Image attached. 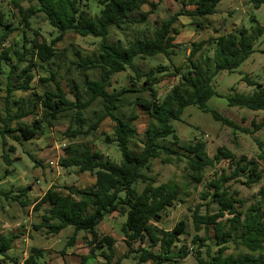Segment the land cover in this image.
<instances>
[{
    "label": "trees",
    "instance_id": "1",
    "mask_svg": "<svg viewBox=\"0 0 264 264\" xmlns=\"http://www.w3.org/2000/svg\"><path fill=\"white\" fill-rule=\"evenodd\" d=\"M36 1L37 7H21L16 0H11L13 6L21 14L23 27L21 28L20 44L10 43L4 46L10 34L17 29L12 20H6L0 12V73L2 65L14 56L17 62L25 61L28 65L23 69L26 75L22 83L13 80V64L9 71L4 97V117L0 118V135L2 145L6 144V136L12 132H19L23 140H30L44 128L55 125L66 112H71L70 123L64 132L68 139L79 135L89 136L96 132L106 118L113 123L111 135H105L106 143L115 142L121 154V160L112 162L107 156L92 150L85 142H77L63 147L64 155L58 163L64 167H75L79 172H87L94 177V182L88 187L64 186L49 187L37 200L36 208L43 203L48 204L41 215L40 225L46 228L48 234H57L70 226L73 228L67 243L71 245L78 232L90 234L89 256H95L97 249L104 261L100 264H120L121 257L116 256L114 250L115 239L109 235H101L98 225L113 213L125 214L126 219L120 227L127 250L123 257L133 253L134 264H178L186 258L190 251L180 241V236L186 233L187 223L178 220L172 228L164 229L159 224L168 209L176 203H183V187L175 181L157 182L152 174V162L160 159L162 163L170 162L174 156L177 160L185 158L187 167L192 172L190 178L194 183H200L202 172L206 166L213 165L220 159H228L231 153L218 147L217 152L210 157L206 152V144L202 140L180 145L179 137L172 121H182V113L186 106L195 105L203 112H209L215 121L222 125L237 128L228 117L207 106V100L213 96H223L215 91L212 85L213 77L219 72H233L253 52L254 42L262 34L260 25L247 29L233 28L224 34L211 37L213 46V61L211 55L201 51L204 41L192 43L186 56L187 64L168 66L159 65L158 73L169 71L173 76L179 75L178 83L163 97H159L155 85L160 82L152 70H138L133 62L134 57L141 59L162 54L169 60L175 55L178 45L173 43L178 34L173 23L179 15L194 18L198 27L209 24L208 17L217 12L216 6L220 0H181V9L170 17L163 19L154 27L150 35L125 36L124 39L114 37L110 40L109 27L125 31L135 24H145L148 16L153 12L155 4L147 11L141 9L147 0H98L101 8L98 14H90L87 0H30ZM83 1V4H81ZM253 7L258 8L264 0H251ZM186 6H192L186 9ZM36 12H42L48 23L58 34L47 43L39 42L37 38L30 41L29 47L24 44L26 28L31 24V17ZM67 32L80 36H94L101 38L96 53L91 57L81 58L77 65L83 73V85L88 98L81 101L78 95L71 100L65 94L61 82L56 77L55 70L49 71V77L43 80L51 81L52 90H47L36 99H12L15 90L27 91L31 89L33 78L31 67L48 65L57 56L55 44L61 41ZM124 33V32H123ZM137 33V32H136ZM264 53V50H261ZM130 69V84L119 89L109 90L110 77L120 71ZM98 69L99 75L95 79L89 78L86 71ZM20 75H17L19 78ZM134 81H131V80ZM241 80L248 86H255L251 94L235 92L226 96L228 106L245 107L250 110L264 109V84L258 83L247 75ZM138 83L142 86L137 87ZM74 84V83H73ZM74 88L78 86L74 84ZM74 92V91H73ZM149 92L148 96L142 95ZM134 93L128 114L120 112L124 106L125 97ZM36 93H34L35 95ZM100 101V110L93 111L92 117L85 115V110L95 101ZM11 105L16 107L11 113ZM34 115L30 124L22 118ZM139 114L147 117V125L140 133L135 125ZM2 121V122H1ZM15 122V126H12ZM264 125V120L255 124L254 129ZM249 132L248 129H243ZM166 137H169L167 140ZM264 152V151H263ZM165 155V157H162ZM264 158V153L259 155ZM8 162V158H6ZM230 170H221L217 178L207 183L210 193H203L209 197L205 203V212H201V204L191 210V223L194 235L191 244L196 245L194 264H264V188L257 191V201L246 209H238L243 204L236 197L235 191H230L227 182L245 175V184L258 182L261 178L258 161L240 158L234 164L229 161ZM142 184L141 192L136 185ZM28 186L17 190L15 194L5 193L6 197L25 206L29 204L26 197ZM216 206L210 211V205ZM225 215L229 216L221 220ZM36 226V225H34ZM203 231L201 236L198 232ZM213 232L215 249L207 244L209 232ZM15 233L0 232V263L13 260L8 255ZM137 243V248H133ZM146 246H143L144 244ZM242 246L243 253H226L229 247ZM156 247V251L152 248ZM204 248V251L201 249ZM87 257H82L83 264ZM23 264H49L43 260L42 251L31 249Z\"/></svg>",
    "mask_w": 264,
    "mask_h": 264
},
{
    "label": "rangeland",
    "instance_id": "2",
    "mask_svg": "<svg viewBox=\"0 0 264 264\" xmlns=\"http://www.w3.org/2000/svg\"><path fill=\"white\" fill-rule=\"evenodd\" d=\"M23 8L37 7L36 1L30 0H16ZM88 10L90 14H98L101 5L98 0H87ZM155 4L153 12L148 16L145 24H135L130 26L125 31H119L115 27H109L110 40L114 37L124 39V35L129 37L134 34L150 35L154 27L158 26L163 19L170 17L181 9V0H147V3L142 5V10L147 11L152 8L151 4ZM83 4V1L82 3ZM186 9H191L192 6H186ZM217 12L208 17L209 24L203 27H198L192 17L179 15L173 26L177 28L178 34L175 36L173 43L178 45L175 48V55H171V60L162 54H157L151 57L141 59L136 56L133 59L134 64L138 70L142 72L152 70L158 77L160 82L155 85L159 97H163L173 86L179 81V75L173 76L169 71L158 73L156 68L158 66H168L172 71V65L187 64L186 56L191 48L192 43L204 41L201 51L211 55L213 61V46L211 45V37L219 34H224L231 31L233 28L245 27L252 29L260 25L263 28L262 34L254 42V52L233 72H219L212 79V85L216 92L223 96L213 95L207 100V106L211 109L217 110L222 115L231 119L237 128L228 127L215 121L209 112L201 111L195 105H188L184 108L182 113V121H172L176 133L180 140V145L189 142H196L198 139L206 144V152L212 157L218 147H223L231 153L228 159H220V161L213 165L206 166L202 172L203 178L200 183H194L190 178L191 170L187 167L185 158L177 160L172 157L170 162L162 163L160 159H154L152 162V174L155 175L157 182L175 181L183 187V203H176L172 208L168 209L159 224L164 229H170L180 219H184L187 223L186 233L180 236V241L176 244L180 246L185 244L190 254L178 261V264H194L196 245L191 244V238L195 231L191 223V210L197 204H201L200 211L205 212V203L209 197L203 196V193H210L207 183L213 178H217L221 174V170H230L229 161L234 164L240 158L247 160H257L258 169L261 178L258 182L245 184V175L234 178L226 183L230 185V191L236 192V197L243 201L241 207L238 209H246L248 206L257 201V191L260 187L264 188V158H259V155L264 153V125L259 129H254V123L257 124L264 120V109L250 110L245 107L228 106L226 96L232 95L235 92L243 94H251L256 87L248 86L241 80V77L247 75L258 83L264 84V3L258 8L253 7L251 0H220L216 6ZM0 12H2L6 20H12L16 30H14L8 37L4 46H9L14 43L16 46L20 44L21 28L23 21L21 14L13 6L11 0H0ZM31 24L26 28V38L24 44L29 47L31 39L34 37L39 42L45 40L47 43L54 38L58 31L52 27L46 16L42 12H36L30 19ZM124 32V33H123ZM137 32V33H136ZM101 38L94 36H80L78 34L67 32L63 39L55 44L57 56L51 59L44 68L36 65L31 67L33 78L30 82L31 89L27 91L15 90L12 92V99L22 98L25 100H35L36 95H41L47 90H52L54 85L51 81L41 80L49 77V71L55 70L57 79L61 82V86L71 100H74L75 95H78L81 101L88 98L85 93L83 78L84 75L77 65L81 58L92 56L96 53ZM15 64L17 68L13 72V80L15 83H22L26 72L23 69L28 65V62H17L12 56L11 60L2 65V72L0 73V118L4 117V97L6 95L7 77L11 66ZM89 78L95 79L99 75L98 69H90L86 71ZM17 75H20L17 78ZM133 72L130 69L116 72L110 77L109 90L113 88L119 89L127 84H130V76ZM131 81H134L133 79ZM78 86L74 88V84ZM142 84L138 83L137 87ZM74 91V92H73ZM34 93H36L34 95ZM144 96H148L149 92H143ZM134 93L125 97L124 106L120 108V112L128 114L130 111L131 101L134 98ZM11 105V113H14L16 107ZM100 110V101L95 100L88 109L85 110L87 117H92L93 111ZM71 112H66L55 125L44 128L42 133H39L30 140H23L19 132H12L6 136V144L2 145V137L0 135V232L1 233H15L17 236L14 239V244L8 253L16 258L18 263L6 260L0 264H20L23 261L26 250V257L30 254L31 238H34L35 246H48L44 253V259L51 257L54 251L60 252L64 247H67L66 241L71 235V227L68 226L62 231V235L50 239L51 234L46 232V228H39L36 231L34 225H39L41 222V215L43 209H37V199L41 193L52 183L51 186L62 187L64 185H76L77 187H88L92 184L93 176L87 172H79L75 167L64 168L58 160L64 155L63 144H74L77 142L88 143L92 150L98 151L103 156L110 158L112 162L118 163L121 160V154L115 142L106 143L104 141L105 135H111L113 130V123L106 118L102 121L99 128L89 136L79 135L73 139L65 137L64 132L67 129L71 117ZM34 115H27L22 118L23 122L30 124ZM147 116L139 114V118L135 121V125L140 133L143 132L147 125ZM2 122V121H1ZM15 126V122H12ZM243 129H248L249 132H244ZM169 137H166L167 140ZM162 157H165L163 155ZM8 158V162L6 161ZM56 161L57 166L50 167L48 161ZM57 169L59 174H57ZM30 187L28 192L31 198L32 207H23L20 203L6 197L5 193L15 194L17 190ZM142 184L138 183L136 189L138 192L142 190ZM216 206L210 205V211H215ZM229 216L225 215L221 220H225ZM125 214H114L112 217H107L106 222L102 225V231H114L117 237L115 244L116 256L121 257L120 264H134L136 260L133 258V253L128 257H123L127 250L124 245L120 227L125 221ZM26 221L24 226L16 227V223ZM82 233L84 231H81ZM203 236L204 232H198ZM209 239L207 244L212 245L214 250L213 232H209ZM27 238V242L24 240ZM50 239V240H49ZM88 245V243H87ZM145 243L143 246H146ZM133 248H137V243ZM156 251V247L152 248ZM204 251V248L201 249ZM245 248L242 246H230L226 253H243ZM99 258L88 256L83 264H98L97 259L103 261L101 258V250L95 251ZM264 254V245H263ZM1 259V258H0ZM143 264V263H141ZM151 264V263H145Z\"/></svg>",
    "mask_w": 264,
    "mask_h": 264
},
{
    "label": "crops",
    "instance_id": "3",
    "mask_svg": "<svg viewBox=\"0 0 264 264\" xmlns=\"http://www.w3.org/2000/svg\"><path fill=\"white\" fill-rule=\"evenodd\" d=\"M142 9V8H141ZM49 161H52V160H49ZM48 161V162H49ZM57 161V160H56ZM54 162H55V160H54ZM51 168H53V166H50ZM57 174H59V171H58V169H57ZM93 182H94V178H93V181H92V184H93ZM51 185H52V183L44 190V192L49 188V187H51ZM71 185H73V184H71ZM64 186H67V185H64ZM64 186H62V187H59V190L60 191H65L64 190ZM76 186V185H75ZM29 187V186H28ZM77 187V186H76ZM79 188H81V187H79ZM30 189V187L28 188V192L30 191L29 190ZM28 192H26V197L28 198V200H29V204L28 205H25L24 207H32V205L34 204L33 202L31 203V198L30 197H28L29 196V194H28ZM43 192V193H44ZM43 193H41V195L40 196H42L43 195ZM38 200V199H37ZM37 200L35 201V202H37ZM39 208H42L43 209V211H44V209H46V208H48V204L47 203H43ZM39 208H37V209H39ZM114 214H117V213H113L112 215H110V216H108V217H112ZM107 218V217H106ZM106 218L98 225V231L101 233V235H109V236H111V237H113L114 239H115V244L117 243V237L114 235V231L113 232H111V231H109V230H111L110 229V227H109V230H106V231H102V225L104 224V223H107L106 222ZM25 222L26 221H21V222H18V223H16V227H21V226H24L25 225ZM34 227V229L36 230V231H38V230H40L39 228H45L44 226H41L40 224L39 225H36V226H33ZM62 231L63 230H61L59 233H57V234H51V236H54V237H50V239H52V238H56L57 236H61L62 235ZM120 231V230H119ZM72 232H73V228L71 227V234H72ZM121 234V233H120ZM70 236V235H69ZM69 238V237H68ZM68 238H67V240H68ZM90 238H91V236H90V234H88V233H86V232H78V234H77V236H76V238H75V240H74V242L71 244V245H68V243H67V241H66V246L67 247H64L60 252H56V251H54L53 252V254L51 255V257H49V258H47V262L49 263V264H80L81 263V261H82V257H88L89 256V249H90V245H89V240H90ZM121 238H122V241H123V243H124V245L126 246V244H125V242H124V238H123V236L121 235ZM32 240H31V249H38V250H41L42 251V256L44 257V253L45 252H47L46 250L47 249H50V247H48V246H44V247H42V246H35L36 244H34V238H31ZM49 239V240H50ZM26 242H27V238L26 239H24ZM87 243H88V245H87ZM13 244H14V242L12 243V246H13ZM115 244H114V250H115ZM11 246V247H12ZM31 249H30V251H31ZM116 252V251H115ZM23 253H24V257H23V261H24V259L26 258V254H27V252H26V250H24L23 251ZM8 255L10 256V257H12L9 253H8ZM94 257H97V258H99V256L98 255H95ZM14 259H16L15 257H13ZM101 258L103 259V257L101 256ZM44 259V258H43ZM11 261V260H10ZM13 261V260H12ZM23 261L22 262H20V264H23ZM103 261H104V259H103ZM103 261H100V259H97V263L98 264H100V263H102ZM14 263H18L16 260L15 261H13Z\"/></svg>",
    "mask_w": 264,
    "mask_h": 264
},
{
    "label": "built area",
    "instance_id": "4",
    "mask_svg": "<svg viewBox=\"0 0 264 264\" xmlns=\"http://www.w3.org/2000/svg\"><path fill=\"white\" fill-rule=\"evenodd\" d=\"M62 146L64 147L65 144H63ZM48 164H49L50 166H57V165H58V164H57V161H55V162H54V161H49Z\"/></svg>",
    "mask_w": 264,
    "mask_h": 264
}]
</instances>
